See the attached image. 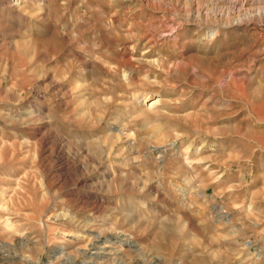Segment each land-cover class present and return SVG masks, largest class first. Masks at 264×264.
Wrapping results in <instances>:
<instances>
[{"label": "rangeland", "instance_id": "374dc122", "mask_svg": "<svg viewBox=\"0 0 264 264\" xmlns=\"http://www.w3.org/2000/svg\"><path fill=\"white\" fill-rule=\"evenodd\" d=\"M151 1L0 0V264H264V0Z\"/></svg>", "mask_w": 264, "mask_h": 264}, {"label": "bare ground", "instance_id": "6f19581e", "mask_svg": "<svg viewBox=\"0 0 264 264\" xmlns=\"http://www.w3.org/2000/svg\"><path fill=\"white\" fill-rule=\"evenodd\" d=\"M146 1H151V0H146ZM154 1H157V0H154ZM162 1H163L162 4L164 6L162 11L164 14L167 13L173 19H179L182 22L195 20L200 25L205 24V23H209V22L214 23L215 28L214 27H213V29L211 28L212 29L211 32L215 31L216 33L218 32V29L221 26L220 24L223 23V20L226 17L227 13H229V14L234 13V14L238 15V14H244L245 12L251 11V10L250 11L244 10L241 7L244 5H249L250 0H234L233 3H234L235 7H231V8H227L226 6L224 8L214 6V5H211V3L210 4L204 3L203 0H162ZM204 1H208V0H204ZM178 3L181 4V8H187V9H181V8L176 9V6L178 5ZM258 10L260 11V9H258ZM260 12L264 14V9H262ZM154 104H155V102L151 103V105H154Z\"/></svg>", "mask_w": 264, "mask_h": 264}]
</instances>
